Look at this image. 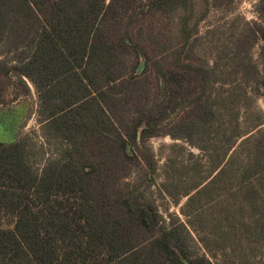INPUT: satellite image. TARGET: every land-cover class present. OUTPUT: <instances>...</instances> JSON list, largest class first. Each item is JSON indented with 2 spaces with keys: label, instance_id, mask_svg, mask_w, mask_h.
Here are the masks:
<instances>
[{
  "label": "trees",
  "instance_id": "obj_1",
  "mask_svg": "<svg viewBox=\"0 0 264 264\" xmlns=\"http://www.w3.org/2000/svg\"><path fill=\"white\" fill-rule=\"evenodd\" d=\"M203 1L200 18L170 43L174 57L166 65L154 55L167 44L154 53L144 24L178 12L182 28L193 14L189 0H0V45L18 54L5 74L15 73L25 92L24 78L33 85L44 135L63 142L37 170L25 137L0 141V264H213L192 257L184 226L165 225L138 185H117L131 172L135 149L180 104L193 123L214 115L213 72L192 61V44L184 50L206 15ZM256 12L260 21L238 40L235 55L260 41L263 75L246 55L236 66L264 95V0ZM149 62L162 78L151 102L140 77ZM183 120L177 134L188 138L194 124ZM261 145L264 133L255 148ZM260 167L246 169L256 176Z\"/></svg>",
  "mask_w": 264,
  "mask_h": 264
},
{
  "label": "rangeland",
  "instance_id": "obj_2",
  "mask_svg": "<svg viewBox=\"0 0 264 264\" xmlns=\"http://www.w3.org/2000/svg\"><path fill=\"white\" fill-rule=\"evenodd\" d=\"M208 1L206 15L197 22V33L184 50L192 44V61L213 72L208 101L214 115L206 123H193L196 117L188 114L186 103L180 104L157 134L146 137L135 149L137 160L117 185L123 188L124 181L138 185L165 225L182 224L192 257L203 255L213 264H264V171L256 176L247 171L264 164V156L259 157L263 144L255 148L264 133V95L236 66L237 58L246 55V61L257 65L261 78L262 43L251 39L243 50L238 49L242 54L235 55L238 40L245 41L253 21H260L258 0ZM189 3L193 14L182 28L178 12L147 18L144 24V36L152 33L154 38V53L167 44L165 53L153 54L166 65L174 57L168 50L170 43L204 11L203 0ZM17 55L0 45V141L25 137L30 162L39 170L63 142L44 135L33 85L24 78L29 88L25 92L15 73L5 74ZM143 66L142 60L138 71ZM154 71L149 62L140 76L150 102L162 90V78ZM183 119L194 124L188 138L177 134L175 124ZM4 223L8 226L10 219Z\"/></svg>",
  "mask_w": 264,
  "mask_h": 264
}]
</instances>
